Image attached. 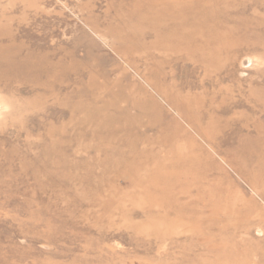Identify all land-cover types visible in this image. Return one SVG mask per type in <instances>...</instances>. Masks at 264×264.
<instances>
[{"label":"rangeland","instance_id":"1","mask_svg":"<svg viewBox=\"0 0 264 264\" xmlns=\"http://www.w3.org/2000/svg\"><path fill=\"white\" fill-rule=\"evenodd\" d=\"M0 264H264V0H0Z\"/></svg>","mask_w":264,"mask_h":264}]
</instances>
